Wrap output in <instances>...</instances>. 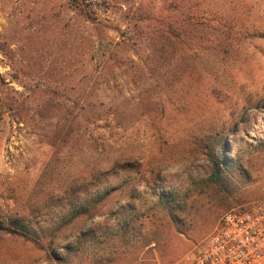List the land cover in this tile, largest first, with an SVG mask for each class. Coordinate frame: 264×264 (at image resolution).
<instances>
[{
    "label": "rangeland",
    "instance_id": "1",
    "mask_svg": "<svg viewBox=\"0 0 264 264\" xmlns=\"http://www.w3.org/2000/svg\"><path fill=\"white\" fill-rule=\"evenodd\" d=\"M93 9L94 22L68 0H0V219L47 242L84 203L123 186L58 242L57 257L72 264L79 247L88 264H108L113 235L162 227V193L190 192L197 204L205 153L233 119L229 165L254 182L231 209L264 198V0H97ZM248 100L258 106L245 112ZM217 222L185 235L162 227L136 256L124 250L130 264H178ZM0 264L51 263L0 232Z\"/></svg>",
    "mask_w": 264,
    "mask_h": 264
},
{
    "label": "trees",
    "instance_id": "2",
    "mask_svg": "<svg viewBox=\"0 0 264 264\" xmlns=\"http://www.w3.org/2000/svg\"><path fill=\"white\" fill-rule=\"evenodd\" d=\"M68 2L89 21H96L97 12L93 9V6L97 0H68ZM170 34H172L171 31ZM259 38L264 39V33L262 35L260 34ZM217 90L218 89H214L215 92H213V94H215ZM257 106L258 104L248 100L244 105V111L247 112ZM234 114L235 112L231 114V117H234ZM233 120L235 121L233 127L228 130L224 129L225 131H217L216 138L219 140L216 142L215 146L209 147V152L205 153L211 165V170L208 179L203 183L197 184L199 187L197 190L201 197L200 201L196 202L197 204H195V201L192 202L193 196L190 192H185L182 196L173 193L160 194L158 204L161 207L159 211L163 214L161 224L164 229H172L177 234L185 235L186 231L194 230L199 227L202 228L203 226L207 228L216 223V221L219 222V217L224 211L228 212L231 208H241L244 206L240 203H244L245 197L251 192L250 189L252 188L254 180L250 171L248 172L245 170L248 169L245 166L229 165L227 151L229 146L228 139L233 135L234 129L239 123L236 122L235 119ZM256 150L264 151V140L258 143ZM122 189L123 186L113 188L99 199L90 202V204L88 202L84 203L67 222L53 231L44 234V236L48 238L47 242H42V239L38 238V236L35 237L28 234L21 225L13 221L9 223L0 219V232L23 237L30 241L39 251L44 252L47 260L51 264H72L68 258L57 257L58 242L66 238L68 233H72L75 229H82L86 226L89 221L93 220L101 210L104 209L103 207L109 200ZM199 214L202 216L200 220L198 217ZM137 221L139 220H135L133 224ZM153 226L154 229H152L151 234L144 235L142 233V228L133 227L126 232L124 231L122 234L113 235L112 254L114 256L110 258L108 264H130L132 261L130 258L131 253L130 251L124 250V248L130 245L135 249L132 255L136 256L140 253V247H145L153 239H158L157 236L162 232V227L156 224V222L153 223ZM140 227H143V225ZM72 257H78V264H88V262H91L89 261L91 256L88 257L86 249L83 247H79L78 250L72 254Z\"/></svg>",
    "mask_w": 264,
    "mask_h": 264
},
{
    "label": "built area",
    "instance_id": "3",
    "mask_svg": "<svg viewBox=\"0 0 264 264\" xmlns=\"http://www.w3.org/2000/svg\"><path fill=\"white\" fill-rule=\"evenodd\" d=\"M178 264H264V198L226 212Z\"/></svg>",
    "mask_w": 264,
    "mask_h": 264
}]
</instances>
